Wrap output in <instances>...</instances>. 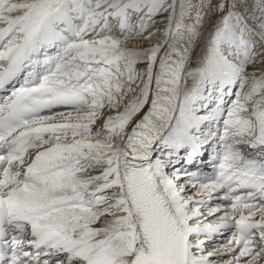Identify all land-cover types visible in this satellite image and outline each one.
<instances>
[{
    "label": "snow or ice",
    "instance_id": "6c2138e0",
    "mask_svg": "<svg viewBox=\"0 0 264 264\" xmlns=\"http://www.w3.org/2000/svg\"><path fill=\"white\" fill-rule=\"evenodd\" d=\"M0 264H264V0H0Z\"/></svg>",
    "mask_w": 264,
    "mask_h": 264
}]
</instances>
